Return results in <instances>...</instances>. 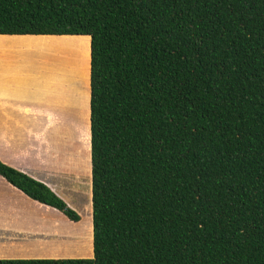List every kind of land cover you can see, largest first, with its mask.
I'll use <instances>...</instances> for the list:
<instances>
[{"label": "trees", "instance_id": "16d2710c", "mask_svg": "<svg viewBox=\"0 0 264 264\" xmlns=\"http://www.w3.org/2000/svg\"><path fill=\"white\" fill-rule=\"evenodd\" d=\"M0 35L89 38L92 226L91 258L0 264H264V0H0Z\"/></svg>", "mask_w": 264, "mask_h": 264}, {"label": "rangeland", "instance_id": "374dc122", "mask_svg": "<svg viewBox=\"0 0 264 264\" xmlns=\"http://www.w3.org/2000/svg\"><path fill=\"white\" fill-rule=\"evenodd\" d=\"M9 43L12 42L0 38V47ZM15 43L28 47L23 55L28 63L34 57L39 61V73L36 76L38 82L45 85L46 73L51 72L61 99L69 97L67 100L70 107L77 109V132L59 134L56 138L66 136L67 143L59 144L57 141L51 143V146L56 144L59 150L62 147L75 150L73 153L79 162L78 173L87 172L89 125L85 123L84 115L88 112L89 104V38L51 36L41 39L25 38ZM27 71V78H32V65L27 66ZM43 138L44 134L39 133H0V159L36 176L38 169L31 159L36 157V146L43 142ZM76 176L70 173L69 178L63 180L57 177L56 183L66 193L64 199L74 204L68 206L78 211L80 220L77 223L70 222L60 212L40 208L27 202L22 196L11 193L6 183L0 179V257H92L90 201L88 196L85 199L88 202L78 196L79 190L86 183L83 184V179L76 182Z\"/></svg>", "mask_w": 264, "mask_h": 264}, {"label": "crops", "instance_id": "0c3cea01", "mask_svg": "<svg viewBox=\"0 0 264 264\" xmlns=\"http://www.w3.org/2000/svg\"><path fill=\"white\" fill-rule=\"evenodd\" d=\"M42 37L51 36H7L0 35L1 39H7L12 42L0 47V133L11 134H30L39 133L44 134L43 142L36 146V157L31 159L35 163L38 169V175H33L30 172L20 167L11 165L9 163L0 161L6 165L13 167L14 169L27 174L28 176L44 183L52 192H54L59 198H61L66 205H74L64 199L66 195L62 192L56 178L59 177L62 180L66 177L69 178V174L77 175L75 180L80 182L83 179L85 186L79 190L78 196L84 200L88 196L91 207V163H90V131L89 134V153H88V171L84 173H78L79 162L76 154L66 147H62L59 150L51 143L66 144V136H60L61 133H76L78 125V111L74 107H70L69 97L61 99V94L57 84L54 82L52 73H46L47 81L45 85L38 82L36 76L39 73V61L34 57V60H30L28 63L24 60L25 48H28L24 44L15 43L21 39L34 38L41 39ZM32 65V78H27L28 71L27 66ZM89 102V99H88ZM71 108H73L71 110ZM89 109V107H88ZM85 123L89 125V110L84 115ZM68 172V173H67ZM81 176H80V175ZM79 176V177H78ZM0 179H2L0 177ZM2 182L6 183L3 179ZM58 181V180H57ZM8 190L19 196H22L27 202L45 208L47 210L56 211L50 207L41 205L34 202L24 196L21 192L13 188L6 183ZM89 193V195H88ZM74 195V193L72 192ZM85 194V195H84ZM69 207V206H68ZM71 208V207H70ZM73 209V207L71 208ZM77 214L78 211L73 209ZM50 211V210H49ZM58 212V211H57ZM0 259H67V258H46V257H0Z\"/></svg>", "mask_w": 264, "mask_h": 264}]
</instances>
